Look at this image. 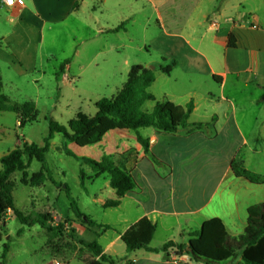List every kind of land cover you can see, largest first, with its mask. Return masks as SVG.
<instances>
[{"label": "crops", "instance_id": "crops-1", "mask_svg": "<svg viewBox=\"0 0 264 264\" xmlns=\"http://www.w3.org/2000/svg\"><path fill=\"white\" fill-rule=\"evenodd\" d=\"M93 1L96 0H90ZM107 1L116 5L139 3L146 17L153 19L160 29L166 27L163 12L173 16L183 5H193L183 26L167 34L180 40L186 58L159 67L157 73L168 78L174 76V84L192 85L182 88L187 95H164L161 101L181 107L192 103L193 111L187 126L177 132H158L154 128L112 131L96 144L102 150L99 161L129 150H135L138 156L130 172L135 190L119 199L117 207L108 208L114 218L111 224L96 222L109 230L94 229L91 234L115 264L119 256L125 264H204L189 259L188 255L181 258L183 254L177 255L176 248L165 252L160 249L170 241L188 248L194 234L208 240L217 238L221 232L230 237L242 235L248 210L264 204V184L254 185L236 177L232 170V164L238 163L248 172L264 177V94H225L228 84L234 90L239 89L238 84H245L264 91V18L261 20L254 14L255 10L248 5L251 0H234L229 5L222 0H97ZM205 2L213 7L202 9ZM83 4V0H22V5L14 7L1 4L0 66L35 72L37 62L41 61L39 53L45 33L52 28L46 23L68 26L69 22H77ZM92 13H88L89 18L94 20ZM128 20L124 18L115 27L99 24L94 32L88 31L87 26L85 30L91 34L83 39V45L99 35L126 33ZM119 26L121 30L111 32ZM229 36L235 48H228ZM73 45L75 56L80 44ZM53 57L48 54L45 59ZM65 61L68 64L62 77L71 71L68 58ZM153 73L155 82L156 71ZM78 75L72 77L78 79ZM196 124L208 125L194 130ZM111 133L116 140L109 138L107 145L103 140ZM137 135L148 140V154L138 144ZM104 180L109 186L108 178ZM112 191L108 200H117ZM141 218L156 225L150 250L128 253L120 240L121 234ZM38 264L84 263L73 254L61 250L52 253L45 247Z\"/></svg>", "mask_w": 264, "mask_h": 264}, {"label": "rangeland", "instance_id": "rangeland-1", "mask_svg": "<svg viewBox=\"0 0 264 264\" xmlns=\"http://www.w3.org/2000/svg\"><path fill=\"white\" fill-rule=\"evenodd\" d=\"M222 1L223 4H234V0ZM83 3L85 4L81 6L77 22L68 21V26L46 23L52 28L50 32L45 33L46 37L39 53L41 61L37 62L35 72H20L0 66L2 94L11 103L19 106L33 103L35 107L34 119L25 121L24 124H20L18 115L9 112L0 114V158L24 144L43 146L50 120L66 125L77 113L93 116L96 112L95 103L101 98L114 96L125 83L128 72L134 65L156 71L157 79L147 89L156 102H160L164 95H187L182 88L192 86L187 83H184V86L174 84V76L168 78L157 73L159 67L186 58V51L182 49L180 40L167 34H173L183 26L193 5H183L173 16L163 12L166 27L160 29L153 19L146 17L145 9L143 12L137 2L128 1L116 5L111 1L100 3L97 0H83ZM248 5L255 10L256 16H260L261 20L264 18V0H251ZM212 7L211 3L205 2L202 9L208 10ZM91 11L96 21L89 18L88 13ZM124 18L129 19L126 33L99 35L89 44L83 45V39L91 34L88 33L89 30L94 32L99 28V24L115 27L122 23ZM87 26L88 31L85 30ZM75 43L80 44V51L74 56ZM216 50L220 51L219 48ZM48 54L54 56L49 61L45 59ZM66 58L70 62L71 71L69 75L62 77L66 68L63 60ZM74 75L79 78H73ZM229 86L228 84L226 95L264 94V91L254 89L252 85L238 84L237 90ZM153 105L154 102H146L141 111L149 113ZM21 117L24 118L23 115ZM109 138L116 140L112 133L108 134L103 140L107 145ZM65 151L72 156L67 155ZM101 151L96 145L78 147L66 142L60 134H55L45 155L44 166L48 174L44 183L30 186L21 182V173L15 172L10 176L15 208L32 217L49 214L53 222L48 225L56 227L63 224V229L59 234L52 235L39 225L27 227L20 224L12 212L8 213L5 226L0 231V264H38L45 253V247L52 253L61 250L75 255L78 259L89 255L76 239L93 241L95 237L91 232L97 228L88 227L85 220L74 216L69 198L75 202L81 213L95 223L111 224L114 221L111 210L104 208L113 193L112 189L105 185L104 179L107 177L109 180V177L95 176L92 169L83 162L85 159L99 161L98 155ZM119 156L108 158L115 162L119 160ZM41 166V163L32 161L27 169L28 179L40 171ZM80 172L84 175L82 184ZM97 230L105 232L109 229ZM5 244L8 246L7 260L2 261L1 254ZM121 245L123 247V244ZM185 255L186 253H183V256ZM117 264H125L120 256ZM227 264H230V261Z\"/></svg>", "mask_w": 264, "mask_h": 264}, {"label": "trees", "instance_id": "trees-1", "mask_svg": "<svg viewBox=\"0 0 264 264\" xmlns=\"http://www.w3.org/2000/svg\"><path fill=\"white\" fill-rule=\"evenodd\" d=\"M121 28L119 26L111 32L116 33ZM227 46L228 48H235L231 36L228 38ZM64 64H68V61H65ZM60 68L62 69V67ZM153 82V71L141 65H134L130 68L125 83L114 96L101 98L95 103L96 112L93 116L77 113L66 125H60L50 120L43 146L33 143L24 144L21 148L17 147L2 156L0 158V231L5 226V219L10 212L20 224L27 227L39 225L52 235L59 234L58 232L63 229V224H58L56 227L48 225L49 222H53L49 214H39L32 217L18 211L12 197L13 184L9 180L13 173L19 172L22 175L21 182L23 184L39 186L44 183L46 174H48L44 166L45 155L55 134H60L68 143H73L78 147H86L98 144L107 133L112 131L129 130L137 132L142 128H154L158 132L174 133L180 128L186 127L188 118L193 111V104L189 103L185 107H181L169 101L156 102L153 96L147 92ZM146 102H154L153 109L149 113L141 111ZM4 112L18 115L20 124H24L25 121L34 119L35 107L33 103H25L23 106L11 103L2 94V81L0 79V114ZM207 125L196 124L193 125V129L201 130ZM137 142L144 153L148 154V140L137 135ZM65 153L72 156L68 151ZM137 156L138 153L135 150H129L121 154L119 160L115 162L108 157L99 162L92 159L83 161L92 169L95 176L107 175L109 177V186L114 190L117 200L108 201L104 208L117 207L119 199L135 190L136 185L130 172L137 163ZM32 161H37L42 166L40 171L28 179L27 169ZM232 170L238 178L247 180L254 185L264 184V177L248 172L241 164H232ZM83 180L84 175L80 172L81 184ZM69 200L74 216L77 219L85 220L88 227L109 229L108 226L90 220L79 211L72 199L69 198ZM155 230V224L146 218H141L121 234L120 240L128 253L141 249L150 250L148 246ZM1 240L0 232V242ZM76 241L89 254L87 257L80 258L84 264H115L114 259L103 253L96 240L76 239ZM172 248L177 249V255L186 253L190 259L204 264H223L228 261L230 264H264V204L248 210L247 225L242 235L230 237L221 232L217 238L208 240L199 239L198 234H194L188 246L191 250L190 253L186 251L185 245H175L171 241L165 243L160 250L165 252ZM7 252L8 246L5 244L1 254L2 261L5 260ZM151 252H156V250H151ZM127 264L133 263L127 262Z\"/></svg>", "mask_w": 264, "mask_h": 264}, {"label": "built area", "instance_id": "built-area-1", "mask_svg": "<svg viewBox=\"0 0 264 264\" xmlns=\"http://www.w3.org/2000/svg\"><path fill=\"white\" fill-rule=\"evenodd\" d=\"M2 5H5L6 7H14L15 5H22V0H0ZM181 258H184V256H181Z\"/></svg>", "mask_w": 264, "mask_h": 264}, {"label": "water", "instance_id": "water-1", "mask_svg": "<svg viewBox=\"0 0 264 264\" xmlns=\"http://www.w3.org/2000/svg\"><path fill=\"white\" fill-rule=\"evenodd\" d=\"M188 253H190L191 252V250L189 249V248H187V250H186Z\"/></svg>", "mask_w": 264, "mask_h": 264}, {"label": "snow or ice", "instance_id": "snow-or-ice-1", "mask_svg": "<svg viewBox=\"0 0 264 264\" xmlns=\"http://www.w3.org/2000/svg\"><path fill=\"white\" fill-rule=\"evenodd\" d=\"M10 2H11V0H10Z\"/></svg>", "mask_w": 264, "mask_h": 264}]
</instances>
